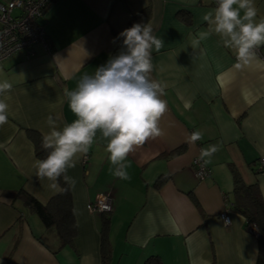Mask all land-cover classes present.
Wrapping results in <instances>:
<instances>
[{
	"label": "crops",
	"instance_id": "0c3cea01",
	"mask_svg": "<svg viewBox=\"0 0 264 264\" xmlns=\"http://www.w3.org/2000/svg\"><path fill=\"white\" fill-rule=\"evenodd\" d=\"M255 5L258 20L264 0ZM146 6L147 24L164 42L152 51L151 73L165 86L161 135L134 146L125 161L129 178L121 180L112 175L107 140L97 132L89 160L82 165L80 155L67 173L75 180L69 187L76 233L63 246L55 227H45L21 197L3 192L22 188L43 202L57 193L36 176L30 131L42 138L49 117L58 128L76 119L65 90L107 62L114 32ZM215 6V0H54L39 17L49 47L37 43L29 58L20 51L0 62V82L12 85L9 119L0 126V264L8 257L11 264H100L103 216L90 204L107 190L114 198L109 264H141L151 254L163 264H255L253 236L230 205L232 169L245 183L257 182L264 199V171L256 170L264 156V46L247 65L218 34L192 49L190 37L207 30L202 17ZM179 10L190 20L179 18ZM194 131L202 139L189 143ZM209 145L220 148L206 165L209 174L198 179L191 161ZM225 208L228 225L220 217Z\"/></svg>",
	"mask_w": 264,
	"mask_h": 264
},
{
	"label": "clouds",
	"instance_id": "9594fccd",
	"mask_svg": "<svg viewBox=\"0 0 264 264\" xmlns=\"http://www.w3.org/2000/svg\"><path fill=\"white\" fill-rule=\"evenodd\" d=\"M215 5L202 17L207 30L190 37L191 48H199L203 40L218 34L225 46L234 49L238 61L249 64L256 58L258 48L264 46V16L257 20L255 0H215ZM119 37L122 47L118 54L93 74L85 73L75 89L65 90L68 107L76 119L62 128L51 117L47 120L50 131L42 137V148L48 154L36 159L33 168L37 178L46 179L54 192L61 190V178L69 185L75 184L68 170L76 166L80 155L88 153L98 131L107 140L108 159L113 165L110 171L121 180L129 178L125 161L134 146L161 135L158 121L167 111V103L161 98L165 86L152 79L151 73L152 51H159L164 42L147 23H134ZM11 89L7 80L0 82V96L4 97L0 99V126L9 119L6 100ZM201 139L202 133L194 131L188 142ZM219 148H202L199 159L207 165Z\"/></svg>",
	"mask_w": 264,
	"mask_h": 264
},
{
	"label": "trees",
	"instance_id": "16d2710c",
	"mask_svg": "<svg viewBox=\"0 0 264 264\" xmlns=\"http://www.w3.org/2000/svg\"><path fill=\"white\" fill-rule=\"evenodd\" d=\"M53 1L54 0H47L42 7V14ZM177 14V16L184 21L190 20L188 12L179 10ZM149 17L150 8L146 6L129 19L126 28H130L134 23H147ZM119 33L121 32H114L117 43L111 51V56H115L121 50L122 38L119 37ZM30 134L34 141L36 156L39 159L46 158L48 150L42 148V138L36 132L30 131ZM172 153H174V151H172ZM162 177H159L158 180ZM232 177L234 201L230 205V209H233L244 217L245 227L253 223L258 228V235L255 236L257 242L255 264H264V199H262L257 182L250 184L245 183L235 169H232ZM59 183L61 190L45 202L39 200L22 188L12 192H3V194L13 199L15 197H21L26 207L38 216L45 227H55L62 245L64 246L72 244V239L76 233V226L69 184L65 182L63 178L60 179ZM100 214L103 216L99 232L100 264H109L110 243L107 230L111 212ZM8 260H10V257H8ZM141 264H163V262L158 255L151 254L145 257Z\"/></svg>",
	"mask_w": 264,
	"mask_h": 264
},
{
	"label": "built area",
	"instance_id": "2783aa9c",
	"mask_svg": "<svg viewBox=\"0 0 264 264\" xmlns=\"http://www.w3.org/2000/svg\"><path fill=\"white\" fill-rule=\"evenodd\" d=\"M47 0H0V62L14 53L25 51L26 57L33 54V46L41 44L49 47L47 35L39 22L42 15V7ZM200 154L193 157L191 166L198 179H203L210 169L199 159ZM89 160V151L81 155V164ZM257 171H264V156H261L256 164ZM114 198L110 190L98 196L90 204V210L96 213H109L113 211ZM220 217L225 225L230 218L225 208ZM252 236L258 235V228L250 223L245 227ZM6 260L4 264H11Z\"/></svg>",
	"mask_w": 264,
	"mask_h": 264
},
{
	"label": "rangeland",
	"instance_id": "374dc122",
	"mask_svg": "<svg viewBox=\"0 0 264 264\" xmlns=\"http://www.w3.org/2000/svg\"><path fill=\"white\" fill-rule=\"evenodd\" d=\"M252 242H253L254 249L257 250V242H256L255 237L252 238Z\"/></svg>",
	"mask_w": 264,
	"mask_h": 264
}]
</instances>
